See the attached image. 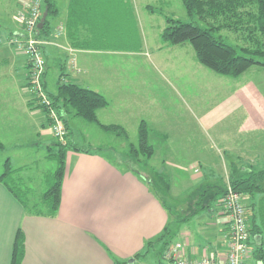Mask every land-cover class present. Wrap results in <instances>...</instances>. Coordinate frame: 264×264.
<instances>
[{
  "label": "rangeland",
  "instance_id": "374dc122",
  "mask_svg": "<svg viewBox=\"0 0 264 264\" xmlns=\"http://www.w3.org/2000/svg\"><path fill=\"white\" fill-rule=\"evenodd\" d=\"M130 1H128L130 4L135 5L141 47L132 52L102 51L93 53L92 56L96 58L92 62L90 60L89 65L90 68H94L91 69L93 74L100 72L99 79L86 77L97 87L94 89L102 95L107 90L111 97L113 96L112 92L114 95L115 92L120 93L116 102H111V99L104 95L108 104L114 106L109 107L108 105L106 109H103L106 110V114L98 113V121L103 125L119 126L125 134L117 136L114 132H104L95 123H88L81 118L73 117L72 114L64 113L59 121L62 126L61 121L64 118L69 120V129L68 132L66 130L67 135L63 141L79 149L99 151L111 163L123 169L132 168L142 178L148 179L150 190L154 195L160 196L159 198L164 201L169 211L168 231L164 235V239H170L169 245L177 243V241L183 243L178 240L179 231L189 232L191 233L188 238L191 248L199 250L203 245L208 244L202 240H206L210 231V227L207 226L208 222L203 217L208 218L209 222L215 221L218 222V226H222L227 218L220 215L221 210L216 205L220 196L216 197L228 183L229 176L237 175L239 168L242 167L240 164L246 165L248 164L246 163L248 162L247 157H254L248 155L242 158L240 155L242 147L246 142H249L248 147L259 144L258 139L261 136L264 137V128L240 130L243 121L247 119L255 121L254 117L258 113H256L255 107H250L254 111L245 112L243 107H238L235 104L242 94H238L240 90L244 91L249 87V90H246L247 96H249V92L253 94L250 96V106L257 105L259 109L263 107L264 67L252 66L236 79L220 76L197 62L194 50L189 43L173 46L162 42L160 35L166 26L165 16L186 22L190 21L180 0ZM58 4L62 9L61 0ZM34 6L38 10L39 24L43 13L46 12L44 0H0V102L3 103V107L0 106V133L7 134L3 136L4 143H7L6 150L0 151V175L6 171L4 165L9 158L11 161L10 170H17L13 171L14 175L11 178L15 180L22 193L30 191L32 200L47 189L48 176L55 170V163L46 159L47 148L58 141L49 126H47L49 133L35 146L29 144L33 140L27 136L31 120L38 118L34 114L41 110L25 107L26 101L29 104L30 97L27 94V80L24 84L21 72L26 66L27 69L29 67L26 49L30 38L25 25L18 24V21L21 15H28ZM147 6L153 7L155 12L148 11ZM55 17H49L50 26L51 22L54 23ZM198 23L202 26L205 25L201 22ZM54 28L53 32L56 35L52 39L45 41L42 38L40 40L42 42L41 53L46 67V85L53 93L56 91L59 72L50 62L52 55L47 57V50L54 44L61 46L57 40L65 27L55 26ZM8 31H15L17 35L23 34L26 46L23 47V40H20L22 37L17 39L16 43L9 41L10 39L5 40V34ZM242 34L241 31L223 29L216 35L221 36L225 42L231 45L247 46L248 42ZM127 36L132 40L131 30ZM64 45L70 47L68 43ZM43 46L45 47L43 48ZM75 50H67L70 56L67 66H70L68 69L72 73L79 74L81 69L73 61L75 57L72 56ZM64 64V61H59L57 67L64 66ZM101 66L112 69V72L102 70V68L97 69ZM87 73L91 74V71L88 70ZM81 74L86 75V73ZM68 76L69 73L66 72L61 81H66ZM245 84L249 85L245 86ZM23 104L24 114L21 115ZM249 104L247 103L246 108L249 107ZM243 106H245V102H243ZM226 112L228 115L223 118L222 115ZM263 114L261 117L264 119ZM105 116L108 117V121H103ZM202 117L208 118V121L203 125L196 122ZM56 118L58 117L56 116ZM22 119L24 121L20 122ZM209 122L211 128L208 126ZM257 122L259 123V121ZM141 123L146 125L149 142L155 148L154 155L148 160L144 156L134 158L129 155L130 148L138 144L137 133ZM15 130L18 132H14ZM190 133L193 134L199 150L206 148L205 151L202 150V160L198 162L197 166L192 165L191 167L192 170L196 167L194 171L197 172L193 173L196 175L195 180L202 177L206 180L205 173H200L205 172L204 170L211 171L206 174L208 180L203 181L202 187L189 191L181 184L183 178L176 179L171 172H166L167 166L162 162L166 161L172 166V164H176V161L186 160L187 163L183 161L186 166L194 162V158L200 156L194 155V152L198 151L194 148L190 149L185 144V141L192 139ZM197 135L201 138L199 142ZM17 138L29 145L14 149L9 143ZM20 140H17L16 143ZM180 143L182 144L180 145ZM167 144L175 148L173 155L165 153ZM53 148L55 149V147ZM259 157L255 158L258 159L257 162H259ZM261 157L264 158V156ZM159 163L164 166H158ZM179 165L181 166V163ZM262 166L264 168V160ZM17 168H21V171ZM250 168L258 169V166ZM176 172L179 171L176 169ZM169 184L174 186L173 192L176 195H171L172 191L167 190ZM212 195L216 200L211 198L212 203L213 201L215 203L210 207L207 201ZM202 207L205 210L201 209ZM222 229L223 227H221V231ZM262 239L264 240L263 236ZM157 251L158 247H155L154 251H150L147 260H155ZM217 256L219 257V255Z\"/></svg>",
  "mask_w": 264,
  "mask_h": 264
},
{
  "label": "crops",
  "instance_id": "0c3cea01",
  "mask_svg": "<svg viewBox=\"0 0 264 264\" xmlns=\"http://www.w3.org/2000/svg\"><path fill=\"white\" fill-rule=\"evenodd\" d=\"M59 1L55 0L57 13L56 17L54 16V23L51 22L53 31L55 26L65 27L68 18L70 0H61L63 3L62 9L58 4ZM134 7L135 5L133 4ZM65 33L66 29L64 28L57 40L63 47H65V43H68ZM84 35L85 38L91 36L86 30ZM47 52V57L52 55L50 62L55 66V69L59 61L68 60L67 56L69 54L67 55L66 51L49 48ZM99 52L102 51L75 50L72 56L75 57L76 63L81 69H79L80 72L86 73V75L81 73L74 74L68 69L70 67L68 66L67 73H69V76L67 80L74 81L81 86L98 92V90L94 89L97 87L87 78L99 79L100 72L93 74L94 72L91 69L94 68H90L89 65V61L91 60L92 62L96 58L92 54ZM65 64L67 65V63ZM100 68L102 66L97 69ZM88 70L91 71V74L87 73ZM102 70L112 72V69L108 67L102 68ZM27 73L28 69L26 66L24 71L22 70L21 72L24 84H26ZM45 82L47 83V77ZM246 90H249V87L244 91L240 90L238 94H242L238 97L235 104L238 107H243L245 112H250L253 110L250 107H255L258 114L254 117L255 121L248 119L243 121L240 130L263 129L264 119L261 116L264 112V104L261 109L257 105L250 106V96H253V94L249 92V96H247L248 92ZM112 94L113 96L111 97L109 90L104 93L108 99H111V102H116L120 93L115 92L114 95L112 92ZM243 102H245V106H243ZM247 103L249 104L248 108H246ZM0 106L3 107L2 102H0ZM22 106L21 115L24 114L25 107L27 109L34 108V106L28 105V101H26L25 107L24 104ZM110 106L114 105L109 104ZM98 113L106 114V110L97 112L99 119ZM226 115H228L227 112L222 117L225 118ZM34 116L38 118L31 120L27 135L30 140H33L29 143L33 146L49 133L45 115L38 111ZM41 119L43 120L41 121ZM22 121L24 119L20 120V122ZM103 121H108V117L105 116ZM206 121H208V118L202 117L196 122L203 125ZM208 126L212 127L210 122ZM14 132L18 131L15 130ZM25 132L27 131L25 130ZM190 134L192 139L185 141V144L190 149H196L198 152L195 151L194 155L200 156L194 158V162L186 166L183 164V161L186 162V160L176 161L177 165L172 164V166L166 161L162 162L167 166L166 172H171L176 179L183 178L181 184L189 191L202 187L203 181L208 180L206 174L211 171L204 170L205 172L200 173H205L206 180L203 177L195 180L196 175L193 173L197 172L194 171L196 167L194 170L191 167L192 165L197 166L198 162L202 160V153L206 148H203V151L199 150L193 134ZM5 135L2 132L0 133V141L6 146L7 143H4L3 140ZM199 139L201 138L197 135L198 142ZM17 140L20 139L11 140V143H9L14 149L29 145L21 140L16 143ZM258 140L259 144L248 147L249 142H246L242 147L240 152L242 158L248 155H253L254 157H247L248 162L246 163L248 164L242 165L241 163L242 167L239 170L251 169L250 167L252 166L264 169L262 166L264 158L261 157L264 155L257 154H264V137L261 136ZM174 151L175 148L167 144L165 153L173 155ZM256 157L260 158L259 162L256 161L258 160L255 159ZM179 163H181V166ZM163 164L160 165L159 163L158 166H164ZM176 169L179 172H176ZM148 182H150L148 179L142 178L132 168L123 169L111 163L99 151L85 153L68 150L66 153L60 207L54 218L26 215L20 203L0 184V264H10L13 241L18 229H21L24 234V256L20 264H115L116 261L128 262L134 260L135 254L142 253L146 249V242L157 238L164 228L168 227L169 223V213L166 205L165 208L162 206L161 200L150 190ZM167 190L172 191L171 195H176L173 192V185H167ZM247 202L249 201L245 199V203ZM220 215L223 216L222 213ZM203 219L208 222L207 226L210 227V231L208 236H206V240L201 239L208 244L203 245L199 250L191 248L192 246L188 239L191 233L180 231L178 233V240L183 242L184 256L187 259H200L205 253H213L214 256H223L226 253L229 232L227 220L223 222L222 226H218V222H209V219L205 216ZM221 227H223L222 231ZM155 247H158L159 251L156 252L157 257L154 256L155 260H147L148 253L152 250L154 251ZM254 249L255 244L248 242L247 264H264L263 262L255 261L253 257ZM147 250L148 252L144 256L135 259L130 264H160L159 257L162 250L159 244L154 243Z\"/></svg>",
  "mask_w": 264,
  "mask_h": 264
},
{
  "label": "trees",
  "instance_id": "16d2710c",
  "mask_svg": "<svg viewBox=\"0 0 264 264\" xmlns=\"http://www.w3.org/2000/svg\"><path fill=\"white\" fill-rule=\"evenodd\" d=\"M128 1L130 0H70L68 18L65 24L66 38L70 47H66L65 45L63 47L61 45L60 48L58 44H54V46L49 48H56L61 51L66 49V52L69 49L72 51L76 49L121 52L138 50L141 47L139 40L140 31L133 4H130ZM180 1L190 21L186 22L165 16L166 26L160 35L162 42L173 46L189 43L200 65L220 76L228 78L236 79L252 66L264 67V0ZM146 9L155 12V9L151 6H147ZM44 10L47 12L44 26L42 29H38V26H36L33 36L38 40L43 38L45 41H48L56 35L50 26L49 20V17L52 18L57 13L55 0H44ZM159 11L161 12V10ZM196 20L205 25H200ZM19 23L20 21H18ZM223 29L241 31L248 45L240 47L225 42L221 36L216 35ZM85 30L91 36L85 38ZM130 30L132 32V40L127 36ZM19 35L15 31H8L5 34V40L10 39L9 41L16 43V40L22 37L20 40H23V47L26 46L27 43L23 39V34ZM39 53L42 56L41 46H39ZM67 57L69 59L70 56L68 55ZM73 61L76 62L75 59ZM64 62L69 64L67 59ZM27 63H29L30 67L29 60H27ZM67 67L64 64V66L61 65L60 67H56V69L54 68L59 72L55 93L47 88L45 82L46 67L41 76L42 87L39 94L32 88H28L30 81L26 77L27 94L30 97L28 105L34 106V108L44 113L45 120L50 129L65 113L66 115L72 114L73 117L81 118L88 123H95L104 132H114L117 136L124 135L125 133L121 130V127L103 125L98 121L97 112L106 109L109 105L104 95L81 86L74 81H61L67 72ZM52 113L59 118L58 121L52 119ZM61 123L65 131L64 136H57L51 131L58 141L47 148L48 153L46 155L48 161L55 163V170L49 174L47 189L39 197L32 200L30 191H23L22 193L21 189L17 187L15 180L11 178L14 175L12 174L13 171L17 170H10L9 165L11 162L9 158L5 161L4 166L6 171L0 175V184L20 203L26 215L48 218H54L57 215L61 202V189L68 150L85 153L98 152L79 149L65 143L63 139L67 135L66 130L68 132L69 123L66 118ZM137 137L138 144L130 148L129 155L134 158L144 156L148 160L154 155L155 148L149 142L145 124H140ZM37 144L39 143L35 145ZM5 150L6 146L0 141V151ZM17 169L21 171V168ZM230 176L228 183L219 191L220 193L216 198L224 194L227 185L230 186L233 192L241 196L248 222V242L255 244L253 253L255 261L264 263V240L262 239V236L264 237V169L246 168L239 170L237 175ZM211 198H214V195L208 198L207 203L210 207L215 203V201L212 203ZM159 199L165 208L164 201L161 198ZM245 199L249 202L245 203ZM167 231L166 226L157 238L146 242V249L142 253L135 254L134 260L144 256L148 252L147 249L154 243H157L162 250L159 257L161 264L162 255L171 242L169 238L164 239ZM23 256L24 234L21 229H18L13 241L10 264H20ZM115 264H127V262L116 261Z\"/></svg>",
  "mask_w": 264,
  "mask_h": 264
},
{
  "label": "built area",
  "instance_id": "2783aa9c",
  "mask_svg": "<svg viewBox=\"0 0 264 264\" xmlns=\"http://www.w3.org/2000/svg\"><path fill=\"white\" fill-rule=\"evenodd\" d=\"M38 10L32 7L28 15L19 17L20 23L24 24L27 35L30 38L27 45L26 54L30 61L27 78L30 81L28 88H32L38 94L42 87V73L45 65L44 59L39 53V46L42 42L33 36V31L38 26ZM44 95V93H43ZM53 120L59 119L52 113ZM51 131L60 137L64 136V130L60 121L51 126ZM223 216L227 218L229 224L228 239L226 243V253L223 256H214L213 253H205L200 259H187L184 256L183 243L177 242L170 245L162 255V264H247L248 256V222L244 202L239 194L233 192L229 185L226 191L217 202Z\"/></svg>",
  "mask_w": 264,
  "mask_h": 264
},
{
  "label": "water",
  "instance_id": "95a60500",
  "mask_svg": "<svg viewBox=\"0 0 264 264\" xmlns=\"http://www.w3.org/2000/svg\"><path fill=\"white\" fill-rule=\"evenodd\" d=\"M46 15H47V13L44 12L43 15H42V17H41V20H40V22H39V24H38V29H42V28H43V26H44V21H45V18H46ZM133 261H134V260H130V261L127 262V264H130V263H132Z\"/></svg>",
  "mask_w": 264,
  "mask_h": 264
}]
</instances>
